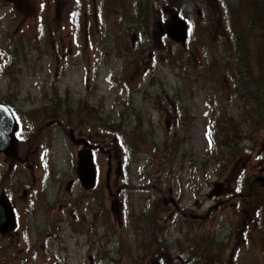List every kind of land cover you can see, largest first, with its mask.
<instances>
[{"label": "rangeland", "instance_id": "obj_1", "mask_svg": "<svg viewBox=\"0 0 264 264\" xmlns=\"http://www.w3.org/2000/svg\"><path fill=\"white\" fill-rule=\"evenodd\" d=\"M251 1L0 0V102L19 125L18 158L0 152L17 217L0 264H264V91L244 77L264 79V0ZM173 13L183 39L166 36ZM69 129L103 149L94 189Z\"/></svg>", "mask_w": 264, "mask_h": 264}, {"label": "water", "instance_id": "obj_2", "mask_svg": "<svg viewBox=\"0 0 264 264\" xmlns=\"http://www.w3.org/2000/svg\"><path fill=\"white\" fill-rule=\"evenodd\" d=\"M175 23L165 25L167 34L175 39L186 35V24L177 15L173 14ZM18 123L13 117L11 110L5 105L0 103V152L7 156H17V141L15 132L17 131ZM69 136L74 144L83 143L87 149L78 153V162L76 167L77 176L85 189H90L95 183V165L92 160L90 145L82 138L75 139L73 131L70 130ZM215 189L209 194L213 195L216 190H219V183H214ZM218 185V186H217ZM218 193V192H217ZM15 227V215L13 207L7 199L4 192L0 194V234L5 235L11 232Z\"/></svg>", "mask_w": 264, "mask_h": 264}, {"label": "flooded vegetation", "instance_id": "obj_3", "mask_svg": "<svg viewBox=\"0 0 264 264\" xmlns=\"http://www.w3.org/2000/svg\"><path fill=\"white\" fill-rule=\"evenodd\" d=\"M84 137V136H83ZM87 140H88V142L91 144V145H93V146H95V144L96 143H94V142H92V140L91 139H88L87 138ZM95 149H97V147H93V149H92V152L94 151L95 152ZM93 152V153H94ZM125 168H127V167H125ZM124 168V169H125ZM124 169H122V171H121V169H120V177H122L123 175H124ZM170 192H172L171 190L169 191V193ZM162 202H163V204L164 205H168V204H171V205H173V206H176V204H177V202H176V200H175V198H173L172 196L171 197H166V195H163L162 196ZM196 204H198L197 202H196ZM184 209V208H183ZM185 210V209H184ZM209 213H210V210L208 209L207 210V213L206 214H204V218H207L208 217V215H209ZM187 215H189L190 217L189 218H191L192 220H200V219H202L201 218V214H197V213H193V212H191V211H187L186 213L183 211V213H182V216L181 217H183V218H185V217H187ZM174 244L177 246V240H174Z\"/></svg>", "mask_w": 264, "mask_h": 264}, {"label": "trees", "instance_id": "obj_4", "mask_svg": "<svg viewBox=\"0 0 264 264\" xmlns=\"http://www.w3.org/2000/svg\"><path fill=\"white\" fill-rule=\"evenodd\" d=\"M251 2L254 3L255 0H253ZM250 8H251V6H250ZM259 10L261 11V13H258L259 23H260V27H261V33L264 35V8L262 9L261 7H259ZM138 25L141 26V24H138ZM244 77H246V78L248 77V79L253 84H255V92L262 93L264 91V79H260L259 77H255V75L251 74V72L250 73L248 72L247 75Z\"/></svg>", "mask_w": 264, "mask_h": 264}, {"label": "snow or ice", "instance_id": "obj_5", "mask_svg": "<svg viewBox=\"0 0 264 264\" xmlns=\"http://www.w3.org/2000/svg\"><path fill=\"white\" fill-rule=\"evenodd\" d=\"M239 191V189H237Z\"/></svg>", "mask_w": 264, "mask_h": 264}]
</instances>
